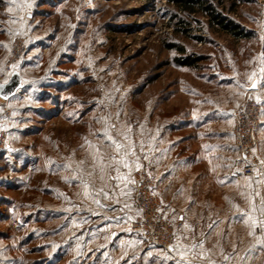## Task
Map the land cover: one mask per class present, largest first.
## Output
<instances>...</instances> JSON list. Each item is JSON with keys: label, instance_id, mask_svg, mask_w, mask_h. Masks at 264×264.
I'll return each instance as SVG.
<instances>
[{"label": "rangeland", "instance_id": "1", "mask_svg": "<svg viewBox=\"0 0 264 264\" xmlns=\"http://www.w3.org/2000/svg\"><path fill=\"white\" fill-rule=\"evenodd\" d=\"M217 8L252 37L236 40L201 14L185 16L171 0H0V77L13 43L24 39L26 51L12 72L32 84L14 103L8 101L20 125L12 133L8 127L0 154V264L89 263L83 249L77 254L71 246L83 226L79 205L85 200L77 198L83 193L70 174L72 167H85L92 148L95 155L102 152L104 139L95 128L103 122L122 134V149L126 135L135 145L136 135L145 133L150 155L143 166L156 178L158 158L165 166L168 160L154 156L155 129L191 124L188 151L203 161L209 181L196 200L199 209L186 216L189 234L201 222L235 224L234 232L222 230L231 236L228 245L247 264H264V138L258 133L262 166L253 178L237 173L231 138L232 111L244 88L255 83L264 107V0H225ZM174 16L189 23V36L175 32ZM186 56L197 63L175 64L176 57ZM179 135L183 139L184 131ZM76 151L85 155L80 162H73ZM175 178L167 189L176 186ZM164 202L171 208L175 242L177 208L183 210L185 200L175 193ZM108 259L100 263H141V258ZM143 264L152 263L146 258Z\"/></svg>", "mask_w": 264, "mask_h": 264}, {"label": "crops", "instance_id": "2", "mask_svg": "<svg viewBox=\"0 0 264 264\" xmlns=\"http://www.w3.org/2000/svg\"><path fill=\"white\" fill-rule=\"evenodd\" d=\"M26 68L27 66H22L21 73H26L28 71ZM20 77L23 91H20V88L14 96L7 100V104L8 101L14 103L17 99L16 97L21 95V92L25 94L32 88V84H28L29 82H27L28 79L23 75H20ZM260 99L264 102V97ZM263 111L264 107H262L261 124L258 131L261 138H264ZM26 113L24 112L23 115ZM185 117H187V114ZM187 118L191 120L192 117ZM160 121L158 122L160 123ZM11 125V133L18 131L20 124L18 125L15 119L12 120ZM107 125L106 122H103L97 124L95 128L97 134L101 135V139L99 140L104 139L101 141L104 144L102 152L95 155L94 148H92L88 151L86 159H84L86 161L85 167L81 168L82 165H80L71 169V183L72 185L77 183L76 186L83 193L77 198L85 200L84 205H79V208L83 209L81 211L83 212L81 213L83 216L81 221L83 222V226L79 227L80 229L73 237L72 243L74 244L71 245L77 250V254L83 249L86 258L90 259V264L106 263L109 260L108 258H123L121 262L124 261V258H141V263L132 261L128 262V264H143L146 258H149V262L152 264H159L160 261H157L155 258H174L178 260L179 264H247L246 260L239 258L238 249L235 250L227 243V240L231 239L229 233L235 231V224L225 226L220 223L209 225L201 222L200 229L197 228L196 231L194 230L195 233L189 234L191 231L188 229L189 220H187L186 216L193 215L194 211L199 209L196 205V200L202 196L203 187H206L205 184L209 181L202 171L204 167L203 161H197V159L192 157L194 151H188V145L192 141L193 127L191 124L181 130L174 127L162 129L164 127L161 128L159 124V127L154 132V136L156 137L154 141L158 145L153 148L155 150L154 156L158 154L159 157H164L168 160L165 166V162L162 163V160L158 158L159 165L156 166L157 168L154 166L153 169L158 174V177H152L159 197L165 204L164 210H167L165 212L167 213L171 209L164 202L165 195L167 199L169 198V194H171V198H174L176 193L178 197L185 200L183 210L179 209L180 206L177 208L179 216L178 224L175 226L174 257L160 249L150 247L136 235L130 233L129 222L135 211L133 208L134 192L131 182V171L136 167L143 166L146 156L150 154L144 148V132L140 136L139 134L136 135L135 145L130 143L131 138L129 134L126 135L127 139L124 140V149H122L119 145L122 142V134L108 128ZM198 130L202 131V128H198ZM182 131H184L183 139L179 135ZM182 148L186 153L189 152L190 154L184 152V155H181L180 149ZM197 151L195 152L197 153ZM77 153L78 151L75 152V155H71L73 162H80L78 159L80 154ZM84 157L85 155L80 158L83 160ZM166 169L168 170L166 171ZM83 173L87 174V178L82 176ZM92 173L94 176L90 177ZM173 178L177 181L176 186L171 185L167 189L166 186L172 183L171 179ZM167 179L168 184H166ZM204 211L202 212L206 213ZM171 212L174 213L175 211ZM223 228L225 232H229L226 236L222 233ZM233 238H235V235H233ZM91 260L94 263H91ZM248 264H250L249 261Z\"/></svg>", "mask_w": 264, "mask_h": 264}, {"label": "built area", "instance_id": "3", "mask_svg": "<svg viewBox=\"0 0 264 264\" xmlns=\"http://www.w3.org/2000/svg\"><path fill=\"white\" fill-rule=\"evenodd\" d=\"M25 45L24 39L15 40L0 80L8 79L13 65L26 51ZM258 92V87L244 88L240 103L232 111L231 138L238 154L234 167L237 173L245 178L257 176V171L262 166L258 140L262 107L257 98ZM1 120L4 122V127L0 128V152L6 148L7 129L13 120V111L7 104V100L1 103ZM131 182L135 214L129 222L130 232L147 245L174 257V221L163 209L156 185L148 169L145 166L134 168L131 171Z\"/></svg>", "mask_w": 264, "mask_h": 264}, {"label": "trees", "instance_id": "4", "mask_svg": "<svg viewBox=\"0 0 264 264\" xmlns=\"http://www.w3.org/2000/svg\"><path fill=\"white\" fill-rule=\"evenodd\" d=\"M176 8L185 16L190 14H201L207 18L209 26L217 28L220 32L225 33L236 40L251 38L253 33L244 30L238 23L222 16L219 12L218 6L223 4L225 0H215L217 5H214L210 0H171ZM176 22L175 32L181 33L183 36H189V23L182 17L174 16ZM169 47H173L172 45ZM179 53H184L182 48H179ZM198 59L195 57L186 56L185 58H175V64L179 66H193L197 63ZM3 151L0 152V154Z\"/></svg>", "mask_w": 264, "mask_h": 264}, {"label": "water", "instance_id": "5", "mask_svg": "<svg viewBox=\"0 0 264 264\" xmlns=\"http://www.w3.org/2000/svg\"><path fill=\"white\" fill-rule=\"evenodd\" d=\"M21 88V77L18 71L13 70L9 79L5 83H0V99L8 100L16 94ZM256 84L252 83L248 86V89H255Z\"/></svg>", "mask_w": 264, "mask_h": 264}]
</instances>
